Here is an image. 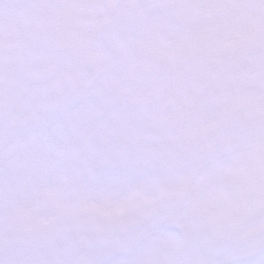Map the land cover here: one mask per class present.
<instances>
[{
	"label": "snow or ice",
	"instance_id": "1",
	"mask_svg": "<svg viewBox=\"0 0 264 264\" xmlns=\"http://www.w3.org/2000/svg\"><path fill=\"white\" fill-rule=\"evenodd\" d=\"M0 264H264V0H0Z\"/></svg>",
	"mask_w": 264,
	"mask_h": 264
}]
</instances>
